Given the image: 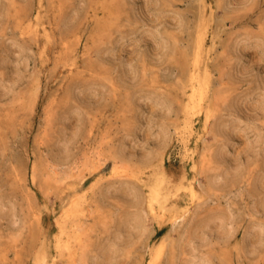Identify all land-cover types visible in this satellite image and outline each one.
Listing matches in <instances>:
<instances>
[{"label": "rangeland", "instance_id": "1", "mask_svg": "<svg viewBox=\"0 0 264 264\" xmlns=\"http://www.w3.org/2000/svg\"><path fill=\"white\" fill-rule=\"evenodd\" d=\"M192 69L210 116L201 197L189 205L185 153L203 122L180 112ZM96 155L102 167L82 177ZM156 155L165 179L153 214L144 183ZM60 229L74 260L56 248ZM40 254L264 264V0H0V264Z\"/></svg>", "mask_w": 264, "mask_h": 264}, {"label": "bare ground", "instance_id": "2", "mask_svg": "<svg viewBox=\"0 0 264 264\" xmlns=\"http://www.w3.org/2000/svg\"><path fill=\"white\" fill-rule=\"evenodd\" d=\"M42 6H43V4L40 1L38 8L35 10V14L40 12ZM203 46H204V41H201L200 44H198V46H197L196 54H198L201 51ZM205 57H206V55H205ZM189 81H190V85H191V93H189L188 102L185 103V105L183 106L182 110H180V112L185 114L186 118H188V119H189V116L192 114L203 117V122H202L201 126L195 132L196 133L195 134V141H194L195 143L192 144L191 147L189 146L188 152L185 153L187 158H188V164H189V168H190L189 171L193 172V178L188 182L187 189H186L188 204L191 205L193 203L195 204V201L198 200L199 197H201L199 195V191H200L199 189L201 186H200V183L198 181L199 179L197 177V174L200 172V170L202 168L201 166L206 159V138H207L206 134L208 133L207 124H208V120H209L210 115L208 112L205 111L206 109L204 106V104L206 102V95L207 94H206V91L204 90V87L201 85V80L196 75L195 69H192L190 71ZM39 85L40 84L37 81L36 82L37 88H39ZM192 122L193 121L190 119V120H186V123L184 124V126L186 128L185 133H184L185 135H180V137H182L183 141H187L190 138V136L193 135L194 125L192 124ZM179 133H180V131L178 130V128L176 126L173 128L167 127L163 131V141L162 142L164 144L170 142L175 136L179 135ZM155 157H156V160H154V162H150L151 164L149 166L147 164V166L149 167V168L148 167L147 168L152 173V176L149 179V181L144 183V186H146L148 189L146 206L148 208V211L150 213H153V214L155 212L154 211V204L160 203V199L163 197V196L159 197V195H160L159 192H160V188L162 186V183L165 179V170H164V167L162 164L161 155L160 156L156 155ZM101 165H102V163L100 161V157H99V155H96L91 160H89V159L86 160L82 164V168H80L81 170L79 172L84 173L82 175V177H84L87 175V173L90 174L94 171H98L100 169V167H102ZM73 167H75V165ZM73 167H71L68 170V171H70V173H71ZM122 167L124 168L125 166H122ZM73 171H74V169H73ZM66 175H67V173H66ZM191 177H192V175H191ZM73 208H74V206H71L67 210V212L64 215V220H67L69 218L71 219V217L75 216L76 211ZM170 208H171V206H170ZM189 210H190L189 207H185V209H182L179 211L177 210L176 212H174L170 216V223L169 224H171V227H175V225L182 222L186 218V215L188 214ZM63 235H64V230L60 229V233H59L57 241H56V248L59 250V252H65L66 251L68 254V257L71 260H74L76 252L71 248L69 241H67V240L63 241L62 240ZM75 241L77 243L81 242L80 235H77L75 237ZM163 247H164V244H160V246L156 252L155 260L160 258L161 255L163 254V251H164ZM34 264H45V256L43 254L38 255L35 259Z\"/></svg>", "mask_w": 264, "mask_h": 264}]
</instances>
